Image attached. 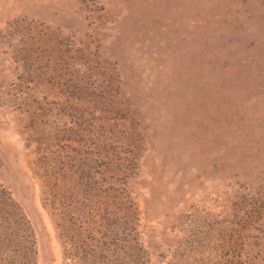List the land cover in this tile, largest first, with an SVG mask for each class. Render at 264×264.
Wrapping results in <instances>:
<instances>
[{
  "label": "rangeland",
  "instance_id": "rangeland-1",
  "mask_svg": "<svg viewBox=\"0 0 264 264\" xmlns=\"http://www.w3.org/2000/svg\"><path fill=\"white\" fill-rule=\"evenodd\" d=\"M121 185L145 264L264 212V0H0V200L35 264H84Z\"/></svg>",
  "mask_w": 264,
  "mask_h": 264
},
{
  "label": "trees",
  "instance_id": "trees-1",
  "mask_svg": "<svg viewBox=\"0 0 264 264\" xmlns=\"http://www.w3.org/2000/svg\"><path fill=\"white\" fill-rule=\"evenodd\" d=\"M81 170L88 171L90 169ZM84 180L81 177L80 181L75 182L76 187L80 189L84 186ZM124 181L123 178L118 180L122 184H124ZM119 187L121 190L118 192L117 205L123 207L124 211H121L120 213L122 214L119 213L120 215L117 214L118 222H115V228H112L114 231H111L107 226L108 237L105 239L104 244L96 242L93 246L83 245V248H78L77 251L81 252L84 264L146 263L149 250L140 242H137L136 237L138 234L137 227L139 226L135 215V211L138 209L137 205L131 198L127 197V187L123 185ZM121 193L122 196L120 195ZM245 195L242 194L238 199L239 212L242 211L245 205L244 199L242 200ZM5 196V198L3 197L0 200V264H35L32 249L34 247L33 243L27 241V237H22L20 229L19 232L21 234L16 232L17 228L20 227V218L13 212L15 208L11 201L13 199L6 200L7 198L9 199V195L6 194ZM112 201H115V197ZM126 208L130 209L129 214L125 213ZM249 214L248 212H243L242 215L238 216L237 213H234L233 215L236 216L226 222L225 225L221 223L211 226L205 222L204 225L197 224L190 231L193 234H197L196 236L199 235L200 239H206L200 243L201 246L212 243L215 245L214 248L202 252L192 248L194 247L193 241L190 240L188 246L183 247L179 251L180 255L182 258H186L187 264H259L256 261V257L264 249V212H261L260 208H258L251 213L255 215L254 217ZM23 223L22 228L29 232V228L26 225L23 226ZM106 244L108 248H111V262L105 252ZM174 245L177 246V243ZM113 248L116 251L115 255L113 254ZM194 254L198 255L197 259L189 260V257ZM262 255L264 257V253Z\"/></svg>",
  "mask_w": 264,
  "mask_h": 264
}]
</instances>
